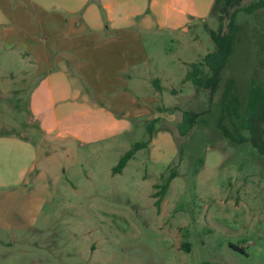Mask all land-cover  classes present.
<instances>
[{
	"label": "rangeland",
	"instance_id": "obj_1",
	"mask_svg": "<svg viewBox=\"0 0 264 264\" xmlns=\"http://www.w3.org/2000/svg\"><path fill=\"white\" fill-rule=\"evenodd\" d=\"M33 1L0 0L6 15L0 35L40 33L42 13ZM207 1L196 11L204 17L183 32L141 27L142 41L133 51L120 43L95 40L89 42V49L63 51L74 82L86 84L83 92L124 111L128 122L126 128H117L121 132L115 136L109 119L95 121L102 126L98 136L107 137L88 144L69 140L65 146L47 136L39 162L44 171L40 185L14 193H9L14 187L8 191L0 187V264H264V157L249 141L237 144L219 130L220 91L211 112L188 135L178 128L184 111L210 106L208 91L183 82L191 62L216 49L210 30H219L221 21L212 11L215 0ZM253 1L242 0L241 6ZM91 2L98 4L105 20L103 1ZM138 3V18H163L164 12H152L150 0ZM236 7L223 14L224 29ZM237 20L238 39L223 82L233 77L243 98L251 78L264 85V9L251 14L240 11ZM8 54L0 47L2 75L25 68L14 60L18 54L7 58ZM109 61L112 71L89 73ZM117 67L136 74L128 82L124 75L113 73ZM155 78L164 91H158ZM31 82L26 80L22 90L14 86L8 100L0 91V133L38 130L40 115L32 112L30 104ZM37 107L52 116L51 105ZM74 111L64 108L60 120ZM93 112L91 107L79 110L84 119ZM154 118L158 121L149 146L138 150L121 173H113L123 154L149 138L148 126ZM226 123L237 134L235 124L229 119ZM61 125L72 123L65 120ZM236 125L249 136L239 122ZM173 170L176 176L157 206L153 195Z\"/></svg>",
	"mask_w": 264,
	"mask_h": 264
},
{
	"label": "crops",
	"instance_id": "obj_2",
	"mask_svg": "<svg viewBox=\"0 0 264 264\" xmlns=\"http://www.w3.org/2000/svg\"><path fill=\"white\" fill-rule=\"evenodd\" d=\"M99 1H103L102 8L107 11L105 20L102 18L98 4L91 0H70L71 3L68 4L63 0H34L42 13L40 22L43 28L40 33L26 37L0 35V47L9 53L7 58H11L12 53H16L18 55H14V60L17 59L25 67L18 70L9 69L3 75V72H0V91L7 96L5 100H8V94L14 86L15 89L22 90L26 88L24 83L26 80L34 81L31 82L34 86L31 87L33 92L30 96V104L33 107L32 112L40 115L41 122L38 130H33L29 134L22 130L0 133V187L7 191L9 187H14L9 193L21 191L22 188H28V185L32 187L40 185L44 171L39 162L43 141L47 136L53 137L65 146H68L66 142L69 140L83 144L98 141L107 137L98 136L102 126H96L95 121H101L102 118H107L113 123L114 127L111 130L116 131L112 135H120L121 130L117 128H126L128 120L124 111H117L96 99L93 94L83 92L86 84L80 85L74 82L71 77L72 72L63 61L64 50L77 53L80 46L89 49V42L95 40L104 41L106 44L120 43L133 51V48H137V43L142 41L139 33L141 27L152 29L157 26L159 29L183 32L200 17H204L196 11L204 8L208 2L207 0H150L154 14L161 15L164 12L162 19L155 20L152 17L138 18L141 13L138 0ZM127 6L131 7V10ZM5 16V11L0 6V25ZM128 43L130 44L127 45ZM31 58H34V63H31ZM112 64L113 62L109 61L99 69L94 66L89 73L97 72L104 75L112 71L110 70ZM10 65L15 66L14 63ZM93 69L95 71H92ZM113 73L120 78L124 75L128 82L136 74L135 71L129 73L122 67L115 68ZM17 80H23L20 86L16 85ZM158 80L160 81L159 78ZM113 85L114 82L111 81L109 86ZM91 86L96 88L94 81L91 82ZM157 89L164 91L165 87L161 85V88ZM158 91H152L155 97L159 95ZM43 103L53 107L50 112L52 116L44 115L43 109L37 107V105L43 106ZM66 107L75 109L70 115L65 116V120L72 123L70 127L61 125L65 120H60V114ZM82 107L93 109L91 118L84 119V113H79ZM90 120L91 122H84ZM46 123H50L49 126ZM108 127L110 129V126ZM33 133L37 136H32Z\"/></svg>",
	"mask_w": 264,
	"mask_h": 264
},
{
	"label": "trees",
	"instance_id": "obj_3",
	"mask_svg": "<svg viewBox=\"0 0 264 264\" xmlns=\"http://www.w3.org/2000/svg\"><path fill=\"white\" fill-rule=\"evenodd\" d=\"M241 3L242 0H215L212 11L217 15V18L219 17L221 24L219 30H210V36L216 44V49L205 53L198 61L191 62V68L188 69L186 77L183 79V82L189 81L199 90L208 91L210 106L199 111H184L178 128L182 135H188L211 112L214 97L220 91L221 111L217 122L219 130L226 138L237 144L249 141L252 147L264 157V85L255 78H251L249 87L243 98H241L235 90V79L233 77H229L223 82L229 59L234 53L238 39L240 29L237 20L238 13L246 11L251 14L264 9V0H255L247 6H241ZM234 5H237V7L230 13L227 28L224 29L223 14L229 12L230 7ZM217 6L220 7L219 10L216 9ZM154 82L157 88H161L158 79H155ZM174 91L176 92V89ZM227 119L235 124L237 134L229 128L226 123ZM157 121L158 119L154 118L148 126L149 138L136 142L130 150L123 154L117 165L113 167V173H121L138 150L149 146ZM236 122H239V126L248 131V137L240 132ZM175 176L176 170H173L160 191L154 193L153 196L157 198V206L160 205ZM233 248L239 249L237 246H233Z\"/></svg>",
	"mask_w": 264,
	"mask_h": 264
}]
</instances>
